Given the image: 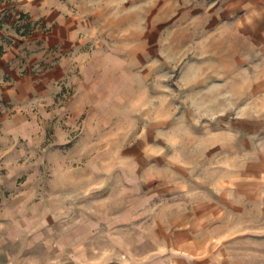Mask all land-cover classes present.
<instances>
[{
  "label": "rangeland",
  "instance_id": "obj_1",
  "mask_svg": "<svg viewBox=\"0 0 264 264\" xmlns=\"http://www.w3.org/2000/svg\"><path fill=\"white\" fill-rule=\"evenodd\" d=\"M28 1L78 19L83 88L67 84L21 159L0 239L51 264H264L257 0H0ZM48 18L18 11L5 41Z\"/></svg>",
  "mask_w": 264,
  "mask_h": 264
},
{
  "label": "crops",
  "instance_id": "obj_2",
  "mask_svg": "<svg viewBox=\"0 0 264 264\" xmlns=\"http://www.w3.org/2000/svg\"><path fill=\"white\" fill-rule=\"evenodd\" d=\"M22 10L33 12L36 17L49 14L44 21L51 30L46 34L36 31L19 47L17 44L9 45L5 39L15 36L12 29L14 16ZM254 13L255 27L264 29V0H257ZM5 15L8 17L5 18ZM77 24L78 19H59L52 10L35 8L31 1L18 6L0 2V203L8 191L11 195L25 192L22 191L24 187L17 185L31 164L27 159H21L27 157L29 152L45 147L42 121L48 120L56 112L57 106L54 104L59 100L58 95L67 84H77L78 88H83L77 74L78 68L82 67ZM259 33L257 41H262L261 45H264V30ZM76 97L69 106L78 112L74 105L79 102ZM125 100L123 110L128 113L131 103ZM5 214L7 217L13 216V213L2 212L0 208V217ZM20 244L21 241L16 239H0V264L52 263V256L42 262L32 252H19L17 248ZM24 244L32 247L36 242L26 241Z\"/></svg>",
  "mask_w": 264,
  "mask_h": 264
}]
</instances>
